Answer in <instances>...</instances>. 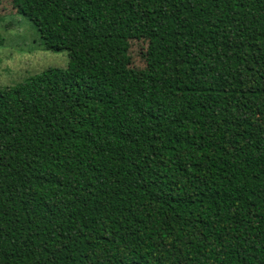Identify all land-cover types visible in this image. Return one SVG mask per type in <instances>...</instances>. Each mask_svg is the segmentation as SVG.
Returning a JSON list of instances; mask_svg holds the SVG:
<instances>
[{
    "label": "trees",
    "instance_id": "1",
    "mask_svg": "<svg viewBox=\"0 0 264 264\" xmlns=\"http://www.w3.org/2000/svg\"><path fill=\"white\" fill-rule=\"evenodd\" d=\"M12 4L69 61L0 88V264H264V0Z\"/></svg>",
    "mask_w": 264,
    "mask_h": 264
},
{
    "label": "rangeland",
    "instance_id": "2",
    "mask_svg": "<svg viewBox=\"0 0 264 264\" xmlns=\"http://www.w3.org/2000/svg\"><path fill=\"white\" fill-rule=\"evenodd\" d=\"M146 48V41L132 39L126 66L144 67ZM68 61L67 51L40 46L34 22L16 12L12 0H0V88L15 86L48 69L65 68Z\"/></svg>",
    "mask_w": 264,
    "mask_h": 264
}]
</instances>
